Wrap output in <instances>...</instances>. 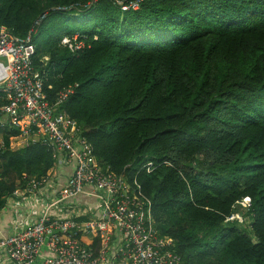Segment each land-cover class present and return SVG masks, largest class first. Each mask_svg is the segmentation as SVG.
Wrapping results in <instances>:
<instances>
[{"label":"trees","instance_id":"1","mask_svg":"<svg viewBox=\"0 0 264 264\" xmlns=\"http://www.w3.org/2000/svg\"><path fill=\"white\" fill-rule=\"evenodd\" d=\"M0 26L22 39L35 30L51 105L78 84L58 111L102 167L137 177L183 264H264V0H142L129 11L117 0H0ZM75 34L85 46L73 53L61 41ZM19 134L0 123V212L56 163L40 143L13 151ZM236 214L249 230L228 221Z\"/></svg>","mask_w":264,"mask_h":264},{"label":"built area","instance_id":"2","mask_svg":"<svg viewBox=\"0 0 264 264\" xmlns=\"http://www.w3.org/2000/svg\"><path fill=\"white\" fill-rule=\"evenodd\" d=\"M141 1L117 3L123 11H129L137 10ZM57 10L77 11L79 6ZM34 32L32 29L22 39L0 26V94L7 100L0 108V123L20 131L11 139L13 151L40 143L53 153L56 163L46 177L30 180L25 191L17 190L9 199L16 201V206L42 205L43 211L36 221L17 226L16 234L3 238L0 249L15 264H183L176 241L157 230L152 200L137 177L116 175L102 167L77 121L58 111L78 84L63 90L56 105L49 103L43 75L33 61ZM61 44L73 53L85 46L79 34L64 37ZM71 163L73 174L60 185L55 168ZM143 169L152 173L155 166L149 162ZM82 195L95 198L96 206L87 204L88 209L83 211L78 201ZM250 203L247 197L239 205L248 211ZM85 215L91 218L81 220ZM233 220L243 222L238 214L228 218Z\"/></svg>","mask_w":264,"mask_h":264},{"label":"crops","instance_id":"3","mask_svg":"<svg viewBox=\"0 0 264 264\" xmlns=\"http://www.w3.org/2000/svg\"><path fill=\"white\" fill-rule=\"evenodd\" d=\"M73 171L74 164H60L55 168L54 174L57 175L56 180L58 183L64 185L73 174ZM78 201L81 203L80 206H84L83 211L88 209L85 205L96 206L97 204L95 198L84 195H82ZM15 202L16 201L13 202L9 200L7 206L0 212V241L5 237L16 234L19 231V229H16L17 226L20 228L23 225L25 226L26 224L36 221L43 211L42 205L32 206L31 204L25 203L22 204V206H16ZM88 218H91V216L85 215L81 220H87ZM0 264H15L8 259L7 254L2 249H0Z\"/></svg>","mask_w":264,"mask_h":264},{"label":"rangeland","instance_id":"4","mask_svg":"<svg viewBox=\"0 0 264 264\" xmlns=\"http://www.w3.org/2000/svg\"><path fill=\"white\" fill-rule=\"evenodd\" d=\"M3 61H5V59H2ZM248 212L245 208L242 209V213H246ZM239 217H241V220L244 221V225L246 226V228L249 230L250 228V220H248L246 217H244L242 214H238Z\"/></svg>","mask_w":264,"mask_h":264}]
</instances>
